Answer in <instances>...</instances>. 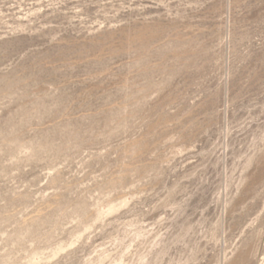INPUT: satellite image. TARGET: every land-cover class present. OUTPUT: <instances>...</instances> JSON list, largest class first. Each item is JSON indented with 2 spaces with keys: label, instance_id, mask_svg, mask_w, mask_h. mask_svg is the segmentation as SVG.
Returning a JSON list of instances; mask_svg holds the SVG:
<instances>
[{
  "label": "rangeland",
  "instance_id": "obj_1",
  "mask_svg": "<svg viewBox=\"0 0 264 264\" xmlns=\"http://www.w3.org/2000/svg\"><path fill=\"white\" fill-rule=\"evenodd\" d=\"M0 264H264V0H0Z\"/></svg>",
  "mask_w": 264,
  "mask_h": 264
}]
</instances>
